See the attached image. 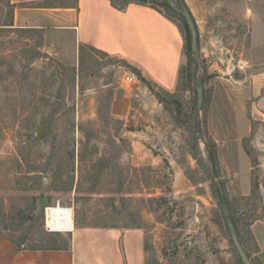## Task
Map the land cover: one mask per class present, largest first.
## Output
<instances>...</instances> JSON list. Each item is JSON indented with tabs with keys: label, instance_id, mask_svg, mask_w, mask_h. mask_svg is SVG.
<instances>
[{
	"label": "rangeland",
	"instance_id": "1",
	"mask_svg": "<svg viewBox=\"0 0 264 264\" xmlns=\"http://www.w3.org/2000/svg\"><path fill=\"white\" fill-rule=\"evenodd\" d=\"M166 1L168 7L156 8L183 30L178 0ZM180 1L197 21L203 50L188 70L184 43L180 90L159 101L148 88L126 83L128 69L116 58L89 50L80 56L46 31L8 26L12 13L0 0L3 235L17 238L31 228L26 248L65 247L68 233L45 228V208L58 205L72 209L75 226L141 229L153 264H242L217 184L246 252L261 264L254 255L264 246V90L253 97L251 81L264 71V0ZM199 82L202 141L194 121ZM123 100L131 112L127 126L111 110ZM232 112L247 121L228 139ZM207 142L216 147V174ZM10 217H21L23 228H5Z\"/></svg>",
	"mask_w": 264,
	"mask_h": 264
},
{
	"label": "crops",
	"instance_id": "2",
	"mask_svg": "<svg viewBox=\"0 0 264 264\" xmlns=\"http://www.w3.org/2000/svg\"><path fill=\"white\" fill-rule=\"evenodd\" d=\"M9 3L14 28L46 31L63 39L61 45L74 53L81 45L93 47L137 69L157 89L169 94L176 91L183 64V35L174 22L150 5L130 3L119 10L109 0H10ZM194 24L197 26V21ZM202 40L199 34L200 51ZM135 78L134 86L147 90ZM262 90L264 71L254 74L251 81L253 97L260 96ZM111 110L112 116L127 126L131 120L127 101L114 102ZM235 112L228 115L231 129L224 125L228 139H234L240 126H246L247 120ZM141 134L127 130V135L136 140L143 138ZM219 140H222L220 136ZM231 156L235 164V156ZM67 233V248L43 250H18L0 237V264H153L146 250L144 232L139 228L74 225ZM254 256L264 264V246Z\"/></svg>",
	"mask_w": 264,
	"mask_h": 264
},
{
	"label": "trees",
	"instance_id": "3",
	"mask_svg": "<svg viewBox=\"0 0 264 264\" xmlns=\"http://www.w3.org/2000/svg\"><path fill=\"white\" fill-rule=\"evenodd\" d=\"M7 1H8L7 2V7L11 10V13H12V5H10V3H9L10 0H7ZM109 1L111 2V5L113 7L117 8L119 10L124 9L130 3L147 4V5H150L152 8L156 9L157 11H159V10L156 8V5L165 6V7H168L169 6V4H168V2L166 0H109ZM164 16L167 19H169L170 21H172L166 15H164ZM181 17H182V15H181ZM182 20H183V26H184V28H183V30L180 29V28L179 29H180V31H181V33L183 35V39H184V43H185V48L187 50V57L189 58L187 69L190 70L191 69V66L193 65V62H192V53H191V50H190V33H189L187 24H186L185 20L183 19V17H182ZM8 26L12 27L13 25L11 23ZM195 28H196V26H195ZM197 46H198V35H197ZM84 50H89V51H92V52L100 53V54H102V55H104L106 57H109V55H107L105 53H102V52L94 49L93 47L86 46V45H81L79 47V55L80 56H82V53H83ZM121 63L130 72H132L137 77V79L140 81V83L143 84L144 86H146L148 88V90L150 92H152L157 99H159V101H160V97H161L162 94L163 95H167L169 97H173L174 96V94H169V93H166V92H164V91H162L160 89H157L153 84H151L150 82H148L147 80H145L141 76V74L139 73V71L137 69L129 66L125 62H121ZM185 73H186L185 69L181 66V68L179 70L176 91H179L180 90V87H181V84H182V81H183V78H184L183 75H185ZM193 78H194L193 77V74L190 71V73L188 74V77H187L188 83L191 84V82L193 81ZM154 89H157V91H154ZM205 152L207 154L208 163L212 167V173L216 174V168L218 166V159H217L215 144L213 142H209V143L207 142V143H205ZM192 156H193V158L195 160H197V156L196 155H192ZM69 159H73V156L70 155L69 156ZM219 189L221 191L222 188L219 186ZM225 199H226V197H225ZM226 202H227V206H228V209H229L230 218H231V220L233 222V225H234V228L236 230L238 239H239V241H240L243 249L245 250V248H244V246H243V244L241 242V239H240L238 230H237L236 222L234 220V217L231 214L230 205H229L227 199H226ZM10 222H11V225H9V227L8 226H5V228H8V229H10L12 231L19 230L20 228H23V226H24V220L21 217H10ZM31 231H32L31 228L25 229L19 235V237H17V238H15V237H7V236L3 235V233L0 231V237L9 240L11 243H13L17 247L18 250H43V249H40V248H36L35 246H29L27 248L25 247V244L26 243H30L33 240V236L31 235ZM67 245L65 247H63V248H67ZM245 252H246V250H245ZM246 254H247L248 258L250 259V261L252 262V264H254V261L250 258L249 254L247 252H246Z\"/></svg>",
	"mask_w": 264,
	"mask_h": 264
},
{
	"label": "water",
	"instance_id": "4",
	"mask_svg": "<svg viewBox=\"0 0 264 264\" xmlns=\"http://www.w3.org/2000/svg\"><path fill=\"white\" fill-rule=\"evenodd\" d=\"M178 4H179L180 9H181V15H182L183 19L185 20L187 27H188V30H189V33H190V50L192 53V62L194 64V66H197L199 55H198V46H197V31L195 28V24H194V21L190 15L189 11L187 10L185 5L183 4V2L178 0ZM195 93H196L195 125H196V131L198 133V138H199V140L202 141L203 140V137L201 134L202 123H201V118H200V111L203 107V101H204L202 82H199L196 85ZM213 189H214L216 197L218 199L228 234L230 236L231 242L234 246V249H235L240 261L242 262V264H252V262L248 258L245 250L243 249V247H242V245L238 239V236H237L236 230L234 228L233 222L230 218V213H229V209H228L225 197L221 193L219 186L217 184H213ZM42 197L43 196H41V198Z\"/></svg>",
	"mask_w": 264,
	"mask_h": 264
},
{
	"label": "bare ground",
	"instance_id": "5",
	"mask_svg": "<svg viewBox=\"0 0 264 264\" xmlns=\"http://www.w3.org/2000/svg\"><path fill=\"white\" fill-rule=\"evenodd\" d=\"M67 211L61 206L52 207L47 214L46 225L50 228L51 232L65 233L69 231L72 227L70 223H63L61 221L62 217L65 216Z\"/></svg>",
	"mask_w": 264,
	"mask_h": 264
},
{
	"label": "built area",
	"instance_id": "6",
	"mask_svg": "<svg viewBox=\"0 0 264 264\" xmlns=\"http://www.w3.org/2000/svg\"><path fill=\"white\" fill-rule=\"evenodd\" d=\"M245 1H246V4H247V5H251L252 2H253V0H245ZM246 12H247V14H251V13H252V11H251L250 8H248V9L246 10ZM135 79H136V78H135V76H134L133 74L128 73V72H125V76H124L123 80H124L126 83H128V84H129V83H132ZM57 206H58V205H56V207H57ZM53 207H54V206H53ZM51 208H52V207H46V208H45V212H44V216H45V228H46V230L49 231V232H51V230H50V228H47V225H46V219H47V214L49 213V210H51ZM65 210H66L67 212L65 213V216L62 217L61 221H62L63 223H70V224L72 225L71 229H70L69 231H67V232H71V231L73 230V227H74V223H73V212H72V209H70V208H65ZM67 232H65V233H67Z\"/></svg>",
	"mask_w": 264,
	"mask_h": 264
}]
</instances>
